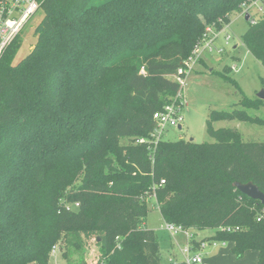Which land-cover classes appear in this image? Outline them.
Instances as JSON below:
<instances>
[{"label":"trees","instance_id":"16d2710c","mask_svg":"<svg viewBox=\"0 0 264 264\" xmlns=\"http://www.w3.org/2000/svg\"><path fill=\"white\" fill-rule=\"evenodd\" d=\"M247 1L44 0L31 50L15 62L17 36L0 58V133L14 143L17 160L0 170V264H51L50 247L62 235L82 253L95 240L103 264H162L155 234L141 227L153 192L163 221L214 230L192 236L194 250L217 240L231 244L236 259L251 250L264 264L263 205L233 187L251 181L264 192V142L211 131L208 122L213 143L162 140L153 159L148 144H119L149 135L153 114L179 89L172 76L205 27L221 29ZM242 40L264 64V12ZM110 69L125 100L103 134L88 138L97 118L112 113L113 101L95 91ZM220 117L251 119L244 109ZM68 171L78 183L67 180ZM81 264L93 261L83 254Z\"/></svg>","mask_w":264,"mask_h":264},{"label":"rangeland","instance_id":"374dc122","mask_svg":"<svg viewBox=\"0 0 264 264\" xmlns=\"http://www.w3.org/2000/svg\"><path fill=\"white\" fill-rule=\"evenodd\" d=\"M264 4L263 0H253L245 2L246 8H251V16L258 19L263 12H257L258 5ZM263 7V5H262ZM244 5L240 10H235L229 15V22L223 25L214 41V50H204L201 58L195 64L194 70L185 76L186 84L182 89L185 104L182 107L181 128L168 127L165 129L162 139L165 141H176L179 139L190 140L197 143H213L215 136L212 130L232 129L237 131L244 141L264 142V99L257 97L260 91H264V64L253 57L242 40V35L248 29L250 20L245 18L243 12ZM264 10V8H263ZM43 11L40 9L31 17L27 25L19 35L21 47L17 50L14 61L17 62L31 50L36 41L34 35L35 26L42 19ZM229 40L226 42L225 37ZM223 48L224 53H217V49ZM236 64L237 71H232V65ZM102 77V82L98 85L97 93L106 102L112 100L111 116H100L94 125V131L89 133L88 138L101 136L105 127L113 118L117 117L121 111V106L125 100V88L123 85L116 88L119 74L114 69ZM104 74V72H103ZM93 95V90L90 91ZM243 98L255 100L258 105L253 107H243ZM233 109H244L245 114L251 117L250 120H242L238 117H220L225 112H232ZM220 113V114H219ZM216 115V117H213ZM246 119V118H245ZM210 123L211 131L208 127ZM89 128V127H88ZM5 133H0V170L17 166L14 143L2 140ZM13 138V137H12ZM135 137H124L119 140L120 145L132 144ZM115 158H118L116 156ZM112 159V165L120 167L118 161ZM67 163V162H66ZM60 172V171H59ZM105 174H111L110 168L103 167ZM1 174V173H0ZM67 180H76L78 173L67 172ZM54 182H51L53 186ZM39 187L36 184V189ZM111 197V195H107ZM38 197L36 191L32 195ZM147 215L141 227L153 231L157 240L162 264H170L182 260L181 248L185 245L184 234L171 235L164 230L163 221L156 201L151 197L147 198ZM74 208V206H73ZM187 230V229H186ZM214 230L190 231L196 240L202 239L207 234H213ZM210 236V235H209ZM67 237L56 240L50 247L51 264H81L83 254L88 262L93 264L103 263L98 255L100 246L95 240L89 241V245L84 252H80L68 244ZM54 246L56 249H54ZM230 244L213 248L208 246L203 250L202 264H254L257 259L253 251H246L241 259H236L231 253Z\"/></svg>","mask_w":264,"mask_h":264},{"label":"built area","instance_id":"2783aa9c","mask_svg":"<svg viewBox=\"0 0 264 264\" xmlns=\"http://www.w3.org/2000/svg\"><path fill=\"white\" fill-rule=\"evenodd\" d=\"M44 0H0V58L4 54L7 47L13 42V40L19 36L27 25L31 17H33L38 10L41 9ZM243 12L249 14L250 23H256V19L251 16V8H246L245 3L243 4ZM263 5V4H262ZM262 5H258L257 12H262ZM221 22L222 20L219 19ZM223 28V27H222ZM216 29L215 25H207L205 31L200 38V40L194 45L191 53L186 59H184L179 67L177 68L176 74L172 76L174 80L179 83V89L172 96L171 101L164 105L161 110L156 111L153 114L154 119V128L150 131L147 137H138L135 138L134 142L136 144H148V149L150 150V158H154V150L157 144L162 141V135L166 128L168 127H179L182 122L181 110L185 104L183 98L182 89L186 84L185 76L188 72L194 70L195 64L201 58L204 50L212 51L214 50V41L218 33L222 30ZM226 42L229 40V37H225ZM217 53H224L223 48L217 49ZM232 71H237L236 64L232 65ZM165 183V180H161L159 186ZM152 199L156 201V193L153 192L151 195ZM156 203V202H155ZM74 208L78 206V203L73 205L67 204V207ZM264 218V206L260 211L257 220ZM165 222V221H164ZM165 231L171 235L184 234L186 242L184 247L181 248L180 252L182 255L183 264H202V250L206 248L207 245L212 247L217 246H226L227 242H220L217 240H201L199 246L196 250L193 249L191 240L193 239L192 234L189 230H186L181 225H176L171 222H165ZM226 230L231 231V228ZM54 249L56 247L54 246ZM174 262L173 264H176ZM96 264V263H94ZM103 264V263H101Z\"/></svg>","mask_w":264,"mask_h":264},{"label":"water","instance_id":"95a60500","mask_svg":"<svg viewBox=\"0 0 264 264\" xmlns=\"http://www.w3.org/2000/svg\"><path fill=\"white\" fill-rule=\"evenodd\" d=\"M245 18L249 19V14H245ZM257 97L260 99H264V91H260ZM178 128L180 129L181 126H179ZM233 187L239 190L242 194L252 199L258 200L264 206V192L259 188L258 185L254 184L251 181L244 183L236 181L233 183ZM99 239L100 238H98L97 240L99 241Z\"/></svg>","mask_w":264,"mask_h":264},{"label":"crops","instance_id":"0c3cea01","mask_svg":"<svg viewBox=\"0 0 264 264\" xmlns=\"http://www.w3.org/2000/svg\"><path fill=\"white\" fill-rule=\"evenodd\" d=\"M209 235L212 236L211 234H207V235H203V236L206 237V236H209ZM210 236H209V237H210ZM182 240H183V242H184V241L186 242V238H185V240L182 238ZM228 244H229V243H228ZM208 246H209V245H207L206 248H207ZM230 246H231V244H230ZM211 247H212V246H211ZM206 248H204V249H206ZM213 248H216V247H213ZM204 249H203V250H204ZM203 250H202V252H203ZM248 251H250V250H248ZM253 254H255V257H256V259H257L256 253L253 252ZM254 264H257V263H254Z\"/></svg>","mask_w":264,"mask_h":264}]
</instances>
